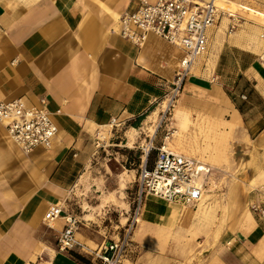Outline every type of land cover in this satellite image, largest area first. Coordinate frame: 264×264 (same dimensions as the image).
Returning a JSON list of instances; mask_svg holds the SVG:
<instances>
[{
	"label": "crops",
	"instance_id": "1",
	"mask_svg": "<svg viewBox=\"0 0 264 264\" xmlns=\"http://www.w3.org/2000/svg\"><path fill=\"white\" fill-rule=\"evenodd\" d=\"M139 1L0 0V102L22 98L37 105L45 98L57 126L50 148L25 152L0 121V264H94L79 249L59 251L63 219L46 224L43 217L62 202L63 211L81 221L78 240L94 248L105 241L89 231L81 198L100 197L111 176L115 186L108 193L121 189L119 173L97 166L105 164L95 156L99 128L112 119L131 125L159 114L183 56L154 35L140 46L120 35V14ZM237 1L264 13V0ZM241 10L243 20L232 32L220 17L227 12L208 29L207 51L192 63L166 125L176 128L164 142L167 149L210 167L233 171L240 165L233 148L241 150L246 197L230 209L224 244L205 264H264V221L249 209L253 202L264 205V20ZM93 203L87 205L102 209ZM176 204L146 195L134 228L139 225L141 239L135 241L165 249L159 233L184 232L186 224L174 225ZM105 205L114 206L110 200ZM131 241L121 264L179 259L167 250H139Z\"/></svg>",
	"mask_w": 264,
	"mask_h": 264
},
{
	"label": "built area",
	"instance_id": "2",
	"mask_svg": "<svg viewBox=\"0 0 264 264\" xmlns=\"http://www.w3.org/2000/svg\"><path fill=\"white\" fill-rule=\"evenodd\" d=\"M221 0H140L136 9L120 14L119 32L122 37L136 45H142L149 35H154L182 50L183 56L175 70L171 89L160 112L158 127L168 120L176 103L184 79L188 76L194 60L207 51L208 29L218 20ZM228 32H232L238 22L237 17L227 12ZM0 121L7 129L9 137L19 147L29 152L35 147L48 149L57 132V126L47 108V100L39 99L37 105H28L22 98L0 102ZM111 128L120 125L112 119ZM166 125V124H165ZM173 130L166 129L164 140ZM103 139L99 132L95 138V148H102ZM143 158L138 168L134 207L124 226L123 234L117 239L105 240L99 247L90 248L75 237L79 224L78 217L64 212L60 204L48 207L44 214L46 224L55 219H63V228L57 238V249L70 252L79 249L89 255L94 264H121L129 247L131 236L138 221L146 195L167 202L180 204L198 203L205 189V178L210 167L205 163L182 154L169 151L165 144L154 146L152 139L142 149ZM150 151L154 157L150 165L146 158ZM250 210L264 221V205L253 202Z\"/></svg>",
	"mask_w": 264,
	"mask_h": 264
},
{
	"label": "rangeland",
	"instance_id": "3",
	"mask_svg": "<svg viewBox=\"0 0 264 264\" xmlns=\"http://www.w3.org/2000/svg\"><path fill=\"white\" fill-rule=\"evenodd\" d=\"M241 11L240 8L236 10L237 25L243 20L240 16L242 14ZM221 16L225 17L229 25L230 21L227 14H221ZM164 105L165 103L162 104L161 110ZM173 109L168 116V120L163 122L161 127L157 126L160 113H155L149 120L138 121L137 124L132 123L131 125L127 123L120 124L117 127L109 128V131L104 136L100 134L103 139L101 142L103 147L95 148V156L101 158L105 164H97V166L100 168L105 167L107 170L110 169L112 173H119L121 189L115 195L113 191L108 193L109 188L115 186V178L111 176L105 182L107 189L101 188L102 195L100 197H81L83 199L82 207L85 211L88 210L89 213L87 222L92 223L89 231L96 235L98 241L117 239L123 234L124 226L130 218L134 207L138 168L143 156L142 149L150 139H152L154 146H160L165 142L166 129L176 130L174 127L166 126L170 122ZM155 126V134L151 137V129ZM129 137H131V141L128 143ZM169 137L172 138L173 136L169 135ZM233 153L235 162L241 165V150L234 147ZM154 154L153 152L152 158ZM240 165L233 171H225L220 167L216 169L208 165L211 169L209 176L214 184L210 191L206 189L207 195L204 196L203 202L200 200L196 205H175L180 217L178 219L179 223L175 222L174 225L186 224L187 229L184 232L171 230L166 234L159 233L158 238L166 244L165 249L162 247L163 244L148 246L145 242L135 241L132 232L133 240L139 245L138 249L144 251L145 248H148L157 253H162L166 250L174 252L175 255L173 256L179 259L171 261L170 264H205L210 254L215 252L221 244H224L226 239V237H223L225 232L224 225L229 217L230 209L246 197L243 194L245 189L242 188L243 184L239 178L240 171H242ZM99 181L103 183L101 177ZM125 183L128 184L126 185ZM124 187L126 188L124 189ZM206 188H208V185ZM109 200L113 202L114 206L108 207L105 205L103 207L104 202ZM96 201L98 204L100 203V208L102 209L99 210L98 207L92 208L91 205H87V202L88 204H94L93 202ZM205 204H207V208H205ZM79 241L82 242L80 239ZM88 246L90 248L96 247L95 244H88ZM167 247L168 249H166ZM123 263L132 264L131 260H125ZM156 264L163 263L159 261Z\"/></svg>",
	"mask_w": 264,
	"mask_h": 264
},
{
	"label": "bare ground",
	"instance_id": "4",
	"mask_svg": "<svg viewBox=\"0 0 264 264\" xmlns=\"http://www.w3.org/2000/svg\"><path fill=\"white\" fill-rule=\"evenodd\" d=\"M218 8H219L221 11H223V12H230V13H232V14H234V15H236V10H238L239 8H240V9H243V10H248V11H250L251 13H254V14H255L256 16H258L259 18H261L262 20H264V13H263V12L257 11V10H255V9L251 8V7H248V6H246V5L240 4V3H238L237 0H221V1H219V3H218ZM173 46H174V45H173ZM178 53H179V51H175V53H173V55H177ZM139 61L143 62L144 60H143V58H140ZM191 66H192V65H191ZM170 69H172V66H170ZM190 71L193 72V69H191V67H190ZM149 119H151L150 116L148 117V120H149ZM109 128H111V124H110V123H107V124H105V125H101L100 128H99V134H101L102 136H104V134H106V132L109 131ZM155 131H156V126H155L154 128L151 129V137L155 134ZM175 133H176V130H173L172 136L176 135ZM169 139H170V137H167L166 140H165L167 144L170 142ZM130 141H131V137H129V139H128V143H129ZM168 150H169V151H172V152H174V153H178V154L181 153V152H178V151L173 150V149H168ZM204 181H205V184L208 185L207 191H210V190L212 189V187H213V184H214L213 180L211 179V177H210L209 175H207V177L205 178ZM206 195H207V194H206V192H205V193L203 194V196L201 197L202 202H203V200H204V196H206ZM61 203H62V202H60L59 204H61ZM206 205H207V204H205V208H207ZM175 215H177V212H176L175 210L172 209L171 212H170V216L173 217V216H175ZM140 233H141V232H140L139 225H138V227L135 229V231H134V233H133V238H134L135 240L141 239V238H140ZM209 264H218V262H216V261H212V262H210Z\"/></svg>",
	"mask_w": 264,
	"mask_h": 264
},
{
	"label": "trees",
	"instance_id": "5",
	"mask_svg": "<svg viewBox=\"0 0 264 264\" xmlns=\"http://www.w3.org/2000/svg\"><path fill=\"white\" fill-rule=\"evenodd\" d=\"M139 121V120H138ZM138 121H136L134 124H137L138 123ZM154 151H150L149 153H148V155H147V158H146V162H147V164L148 165H150L151 163H152V153H153ZM152 158V159H151ZM77 259H79L81 262H84V263H88V261L84 258V257H82V256H80V255H78V254H75L74 255Z\"/></svg>",
	"mask_w": 264,
	"mask_h": 264
}]
</instances>
